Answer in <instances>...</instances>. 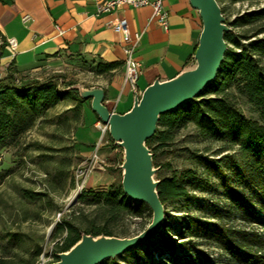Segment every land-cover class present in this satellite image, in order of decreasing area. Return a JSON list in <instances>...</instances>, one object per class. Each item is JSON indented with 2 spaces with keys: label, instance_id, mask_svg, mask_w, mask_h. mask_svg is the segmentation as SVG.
I'll list each match as a JSON object with an SVG mask.
<instances>
[{
  "label": "trees",
  "instance_id": "1",
  "mask_svg": "<svg viewBox=\"0 0 264 264\" xmlns=\"http://www.w3.org/2000/svg\"><path fill=\"white\" fill-rule=\"evenodd\" d=\"M230 24L242 30L224 32L226 50L215 78L198 97L160 114L154 134L145 142L153 165L160 164L156 163L158 153L173 144L187 127L194 129L197 140L222 144L204 155L190 150L198 168H175L169 175H159L156 179H159L157 193L163 207L178 198H188L191 192L210 191L207 184L210 177L217 181L222 190V204L210 206L214 222L201 224L197 218H189L186 231L209 241L223 259L209 260L185 240L182 242L185 258L178 254L177 244L165 243L164 248H159L161 244L157 240L161 232L170 227L164 214L161 227L152 239L122 253L134 256L144 252L149 259L153 254H164L172 264H264V6L247 9ZM113 66L114 63L105 64L107 68ZM103 69L100 64L96 66V72ZM13 72L15 69H8L0 78V151L31 128L38 114L55 107L69 93H73L76 102L83 101L75 90H66L58 83L57 75L46 80L17 82ZM239 97L246 100L256 117L244 115L236 102ZM106 138L115 148L108 133ZM72 184L74 187V178ZM25 195L31 197L30 192ZM77 201L91 207L94 216L83 227L76 223L73 212V216H64L56 222L53 235L57 238L50 252L51 262L56 260V253L68 250L81 234L118 236L115 232L119 224L142 216L148 209L142 202L130 201L119 181L96 189L85 187L78 193ZM236 221L240 228L234 225ZM256 224L259 228L252 226ZM115 259L116 256L99 264H114ZM37 261L38 254L0 255V264H37Z\"/></svg>",
  "mask_w": 264,
  "mask_h": 264
},
{
  "label": "rangeland",
  "instance_id": "2",
  "mask_svg": "<svg viewBox=\"0 0 264 264\" xmlns=\"http://www.w3.org/2000/svg\"><path fill=\"white\" fill-rule=\"evenodd\" d=\"M223 10L227 26L235 33L241 27L230 24L237 16L249 8L264 6V0L249 2L246 0L234 3L217 0ZM88 65L67 66L59 71L37 70L13 72L16 81L21 79H50L57 75L58 83L66 90H75L71 86L79 84L86 87L95 82L93 72ZM85 85V86H84ZM76 91V90H75ZM77 92V91H76ZM73 93L63 97L55 107L38 114L34 125L25 131L16 141L11 142L0 151V255L13 257L38 254L37 264L52 261L50 255L56 236L53 228L64 216H73L81 227L94 216L92 208L77 201L72 181L75 167L84 164L98 142H93L101 132L91 129L89 125L78 128L79 110L67 107L76 100ZM78 94V93H77ZM237 105L247 117L254 118L256 113L244 98L237 99ZM192 127L180 131L173 144L156 156L155 178L169 175L173 169L199 167L190 150L198 154H207L222 146L220 143L197 140ZM107 130L102 133L97 148L98 161L93 165L85 181L86 188L104 187L110 182H121L120 167L122 149L110 145L106 138ZM79 140L93 142L85 146ZM207 150V151H206ZM169 162V165H166ZM207 184L210 191L191 192L188 198H178L164 206V220L170 224L169 229L161 232L157 243L164 248L165 243L177 244L178 254L185 258L183 240L193 245L209 260L222 261V254L212 244L199 237L191 236L186 231L189 218L198 219L201 224L213 223L210 206L221 205L222 190L217 181L210 177ZM30 192L31 197H27ZM151 220V211L145 210L140 217L125 219L116 227L118 236H133L144 229ZM229 221V220H227ZM231 222V221H229ZM238 228L239 221L233 222ZM259 228L258 225H252ZM184 237L180 239V237ZM163 242L164 244H162ZM149 247V245H147ZM162 252V249H160ZM39 252V253H37ZM151 252L154 253L152 250ZM114 264H172L166 255L153 254L147 258L144 252L136 255L121 253L116 256Z\"/></svg>",
  "mask_w": 264,
  "mask_h": 264
},
{
  "label": "crops",
  "instance_id": "3",
  "mask_svg": "<svg viewBox=\"0 0 264 264\" xmlns=\"http://www.w3.org/2000/svg\"><path fill=\"white\" fill-rule=\"evenodd\" d=\"M162 6L167 12L166 30L151 18L149 5H124L97 13L95 0H0V78L8 69L59 71L67 66L88 65L95 82L86 87H101L103 104L123 113L131 107L135 90L141 92L154 79H169L193 62L201 31L198 11L189 0H162ZM24 15L29 19L24 21ZM117 17L126 19L131 35L139 34L134 49L140 63L135 88L124 81L125 41L112 29ZM9 37L16 40L15 51L7 46ZM110 63L115 66L105 67ZM98 64L104 67L100 72H96ZM70 106L79 110L75 129L89 125L100 131L90 99ZM101 136L93 142H100ZM93 142L79 140L88 148Z\"/></svg>",
  "mask_w": 264,
  "mask_h": 264
},
{
  "label": "water",
  "instance_id": "4",
  "mask_svg": "<svg viewBox=\"0 0 264 264\" xmlns=\"http://www.w3.org/2000/svg\"><path fill=\"white\" fill-rule=\"evenodd\" d=\"M189 3L201 18L193 62L169 79H154L141 92L135 90L127 111L109 110L103 104L101 87L71 86L79 98L90 99L91 110L106 125L113 143L122 149V191L130 201L142 202L149 208L150 222L133 236L81 234L68 250L56 253V260L50 264H99L147 242L159 231L164 207L157 193L159 179L155 178L152 154L145 142L154 134L160 114L198 97L215 78L226 50L223 35L230 29L217 0H189Z\"/></svg>",
  "mask_w": 264,
  "mask_h": 264
},
{
  "label": "built area",
  "instance_id": "5",
  "mask_svg": "<svg viewBox=\"0 0 264 264\" xmlns=\"http://www.w3.org/2000/svg\"><path fill=\"white\" fill-rule=\"evenodd\" d=\"M96 12H110L118 10L121 6L127 5L132 7H138L143 5H149L152 9L151 18H154L159 25L166 30L168 26L167 12L163 9L162 0H95ZM24 21L29 19L28 15L22 17ZM112 29L114 32L120 34L125 44L123 46L124 57V81L127 82L132 88H135V82L139 74L140 63L134 57V49L139 40V34H130L127 21L124 17H117L112 22ZM7 46L11 51H15L17 47L16 40L12 37L6 38ZM97 127L100 129L101 134L107 130L106 125L100 121L97 122ZM99 142L86 158L83 165L75 167L73 171L74 178V190L79 193L85 188V181L88 177L89 172L92 170L93 165L98 161L97 148Z\"/></svg>",
  "mask_w": 264,
  "mask_h": 264
}]
</instances>
